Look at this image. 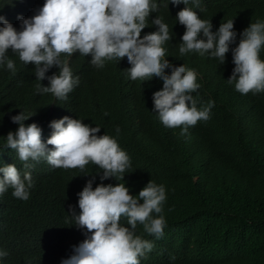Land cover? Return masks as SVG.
I'll return each instance as SVG.
<instances>
[{
  "label": "clouds",
  "instance_id": "9594fccd",
  "mask_svg": "<svg viewBox=\"0 0 264 264\" xmlns=\"http://www.w3.org/2000/svg\"><path fill=\"white\" fill-rule=\"evenodd\" d=\"M4 8L0 65L6 63L15 74L6 55L11 49L25 65L35 66L39 82L48 80L47 87L37 84L39 93L54 96L33 113L11 117L18 128L7 134L6 148L16 150L24 165L16 167L9 158L0 164V205L13 202L7 218L0 216V264H143L156 249L140 237L137 223L147 234L163 236V185L149 180L134 197L124 183H101L93 190V177L78 193L79 215L72 206L60 210L68 216L40 195L51 185L40 173L52 172L51 166L84 171L97 165L103 170L101 181H123L130 167L133 136L80 114L78 108L87 105L79 93L82 78L69 66L80 64L78 69L100 87L144 85L161 123L190 137L210 119L215 105L198 98L205 84L193 67L200 57L226 63L224 74L233 62L227 82L235 83L237 93L264 92V61L259 58L264 22L257 20L240 34L235 19L217 16L205 0H12ZM52 67L59 74L46 76ZM74 92L78 100L73 102ZM41 159L48 170H34L28 163ZM76 228L86 230L81 243Z\"/></svg>",
  "mask_w": 264,
  "mask_h": 264
},
{
  "label": "trees",
  "instance_id": "16d2710c",
  "mask_svg": "<svg viewBox=\"0 0 264 264\" xmlns=\"http://www.w3.org/2000/svg\"><path fill=\"white\" fill-rule=\"evenodd\" d=\"M9 1L12 3L0 0V16L8 10L4 7ZM205 1L217 16L235 19L240 34L251 23L264 22V0ZM240 34L233 49L239 44ZM6 55L14 62L16 72L8 70L6 63L0 65V164L9 158L18 164L16 167H21L24 162L19 160L16 150L6 148L7 134L18 128L11 117L20 112L25 115L35 112V107L54 95L39 93L37 84L47 87L48 80L36 79L33 64L25 65L11 49ZM259 58L264 61V46ZM79 65L69 66L82 78L79 93L87 105L78 111L93 123L122 127L133 136V143H128L130 167L123 173V181L118 178L101 181L103 170L97 165L85 166L84 171L50 165L52 172L40 173L51 183L40 193L47 203L67 216L68 211L60 210L72 206L79 215L78 193L93 177V190L101 183L105 186L124 183L134 197L151 180L165 188L166 201L161 214L166 226L163 236L157 239L137 223L140 237L152 241L153 250L156 249L143 264H264V92L237 93L235 83L227 82L235 67L233 62L224 74L226 63L200 57L193 67L203 75L205 84L198 89V98L206 106L209 100L215 105L207 122L203 121L190 137H181L178 127L167 128L161 123L144 85L135 83L126 90L100 87L78 69ZM53 74L58 75L59 69L52 67L45 73ZM70 99L78 100L75 92ZM24 123L29 125L28 120ZM28 163L34 170L49 169L43 159ZM12 204L4 201L0 216L7 218ZM153 216L158 218L156 214ZM120 219L127 221L124 216ZM72 223L76 227L74 220ZM76 230L81 243L86 230Z\"/></svg>",
  "mask_w": 264,
  "mask_h": 264
}]
</instances>
